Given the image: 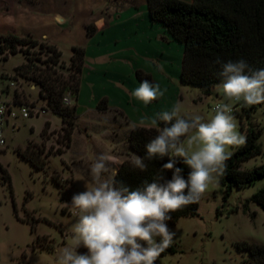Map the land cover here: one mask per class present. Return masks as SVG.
<instances>
[{
	"label": "rangeland",
	"instance_id": "obj_1",
	"mask_svg": "<svg viewBox=\"0 0 264 264\" xmlns=\"http://www.w3.org/2000/svg\"><path fill=\"white\" fill-rule=\"evenodd\" d=\"M77 2L81 3V0L31 1V18H37L40 7L47 5H62L63 13L70 14L72 4L76 6ZM89 29L92 31L93 26L90 25ZM35 41L26 36L23 42L16 44L17 49L21 48L32 58L33 66L30 69L15 70L16 66L25 61L24 52L11 54L8 59H3L0 53V90L7 93L3 94L4 98L31 107L30 117L20 115L10 120L6 126L8 146L0 153V163L7 169L12 180L11 190L0 170V264H55L57 249L71 243L72 226L75 223L71 209L72 197L86 191V184L92 186L90 165L99 155L108 154L112 142L102 127L106 124L103 121L94 124L96 131L92 139L87 138L79 127H75L71 146L68 148L60 143L65 124L62 116L51 110L49 99L40 96L42 85L36 80L37 72L34 70L36 67L47 68L48 63L52 65L45 61L53 56L46 45L54 43L44 41L46 45L42 47L36 45ZM60 46V64L55 66L69 78L76 73V67L68 59L70 54L66 42L60 41ZM190 89L192 92L185 94L196 96L197 90L193 87ZM70 97L72 106L76 102V95L72 93ZM219 98L213 94L211 98L204 99L198 108L200 114L207 116ZM17 111L21 114L18 108ZM245 115L242 112L234 116L238 130L243 135L241 119L246 126L251 124L256 128L262 127L260 141L263 153L241 166L242 169H251L264 163V104L257 105L256 110L251 111L250 118ZM46 120L50 121L51 126L44 137L42 130ZM89 121L85 117L82 123L87 124ZM27 147L29 155L33 157H37L36 152L42 148L46 152L59 147L65 150L62 154L44 153L48 162L44 169H40L19 152H25ZM124 147L121 151L132 153L125 156V159L136 155L131 146L130 149ZM235 148L230 146V152ZM108 165L110 171H113L111 164ZM56 177L61 179V183L56 181ZM262 186L264 178L243 188L234 186L231 195L224 200V189L219 178L213 181L200 197L198 216H184L173 224L167 223L170 231L175 233L173 244L179 252L160 256L157 263L250 264L247 261L249 255L238 248V243L244 240L264 243V210L254 202H247ZM77 251L84 253L87 249L80 247Z\"/></svg>",
	"mask_w": 264,
	"mask_h": 264
},
{
	"label": "clouds",
	"instance_id": "obj_2",
	"mask_svg": "<svg viewBox=\"0 0 264 264\" xmlns=\"http://www.w3.org/2000/svg\"><path fill=\"white\" fill-rule=\"evenodd\" d=\"M57 22H62L60 17ZM215 63L222 100L207 116L181 115L180 107L173 105L152 120L157 134L146 144L147 159L167 156L163 168L173 170L171 179L161 183L158 177L130 190L116 181L117 171H110V156L96 157L89 169L92 186L86 184V191L72 197L71 243L57 249L55 264H156L172 245L175 233L166 223L172 219L170 214L199 200L224 174L230 146L246 144L235 122L234 106L264 104V68H252L242 58L226 62L217 58ZM166 91L159 83L144 79L131 95L147 106ZM62 102L72 104L67 96ZM177 158L190 169L187 178L175 166ZM130 165L141 172L148 168L145 159L136 155ZM80 247L87 251L79 253Z\"/></svg>",
	"mask_w": 264,
	"mask_h": 264
},
{
	"label": "trees",
	"instance_id": "obj_3",
	"mask_svg": "<svg viewBox=\"0 0 264 264\" xmlns=\"http://www.w3.org/2000/svg\"><path fill=\"white\" fill-rule=\"evenodd\" d=\"M147 1L152 17L161 21L172 35L185 46L182 70L184 83L202 88L205 94H212L213 87L221 82L218 76L219 65L215 63L217 58L225 62L242 58L252 68H264V0H193L191 3L184 0ZM89 27L88 32H91ZM24 40L25 37L13 33L1 34L0 53L3 59H8L10 53L24 52L21 48L17 49L16 47L18 42ZM35 42L36 45L42 47L46 45L44 41L36 40ZM46 46L53 52V56L45 59V61L51 62L52 65L48 63L47 68L36 67L34 69L37 72L35 78L42 85L40 96L47 97L51 110L62 116L65 125L62 128L64 135L60 143L69 147L74 128L77 125L76 106L75 104L72 106L65 105L62 100L69 91L76 95L77 100L86 50L82 46L72 47L71 61L76 67V73L67 78L55 66L60 64L61 49L56 44ZM25 56L27 61L16 66V71H24L33 66L29 54L25 53ZM136 73L141 81L144 79L152 81L150 76L141 70ZM15 95H18L17 90ZM98 108L101 110L108 108L106 98L101 100ZM256 108L257 105L245 109V116L250 118L251 111H255ZM50 126V121L46 120L42 130L44 137L47 136ZM160 126L163 127L164 125L161 124ZM241 128L245 132L246 144L236 147L231 152V157L226 162L225 172L219 177V182L224 189V200L231 195L234 186L243 188L264 178V163L251 169H242L241 167L243 162L263 153L260 141L262 127L256 128L251 124L246 126L241 119ZM156 134V127L135 126L131 131L129 136L131 146L137 156L145 159L148 168L144 172L133 169L130 165L132 157H128L122 162L115 179L128 186L130 190L141 187L146 181L151 183L158 177L161 178V183L170 180L172 177L173 170L163 168V165L169 160L167 156L162 159H147L146 144ZM28 150L29 147L25 152H19L27 157L35 167L44 169L48 162L44 153L47 155L54 154V152L55 154H62L65 149L59 147L53 150L51 148L46 152L42 148L36 152L37 157L30 156ZM175 166L182 168V174L187 178L190 169L182 163L180 158H177ZM0 170L12 190L11 176L1 163ZM55 179L61 183L60 178L56 177ZM250 201L258 204L264 210V186L248 198L247 202ZM199 206L200 199L171 213L172 219L166 223L173 224L184 216H198ZM238 248L249 255L247 261L250 264H264V243H250L244 240L238 243ZM177 252L179 249L172 243L160 256ZM156 264H158L157 261Z\"/></svg>",
	"mask_w": 264,
	"mask_h": 264
},
{
	"label": "crops",
	"instance_id": "obj_4",
	"mask_svg": "<svg viewBox=\"0 0 264 264\" xmlns=\"http://www.w3.org/2000/svg\"><path fill=\"white\" fill-rule=\"evenodd\" d=\"M31 1L34 0H0V35L30 36L54 43L60 49V41H65L68 59L73 46L85 48L75 102L76 127L92 139L94 124L105 121L102 127L112 139L107 155L113 170L118 171L124 157L132 155L131 151L121 150L131 146L129 136L135 126L153 128L156 114L171 110L173 105L180 107L181 115H202L198 108L203 100L213 94L219 97L220 82L213 87L212 94H205L202 88L182 81L185 46L152 17L147 0H81L76 6L72 4L70 14L63 13L62 5H47L40 7L37 18H31ZM57 17L62 22H57ZM90 25L93 29L88 32ZM138 70L167 89L165 96L147 106L132 97V91L141 82ZM191 87L197 90L196 96L185 94L192 92ZM104 98L108 108L101 110L98 105ZM85 117L90 120L87 124L82 123ZM131 150L136 154L133 147Z\"/></svg>",
	"mask_w": 264,
	"mask_h": 264
},
{
	"label": "built area",
	"instance_id": "obj_5",
	"mask_svg": "<svg viewBox=\"0 0 264 264\" xmlns=\"http://www.w3.org/2000/svg\"><path fill=\"white\" fill-rule=\"evenodd\" d=\"M14 83L12 82L11 85ZM6 93L5 90H0V153L8 146V138L6 134V126L9 124L11 119H14L20 115L23 117H29L31 110L29 106L23 104H16L13 99L4 98L3 94ZM7 94V93H6ZM72 92H67L65 96L71 99ZM64 96V97H65ZM219 100L216 102H221L222 96L219 93ZM20 110L21 114L17 111ZM249 108V107H248ZM245 107L239 105L234 106L233 115H239L245 111ZM44 111V110H43Z\"/></svg>",
	"mask_w": 264,
	"mask_h": 264
}]
</instances>
